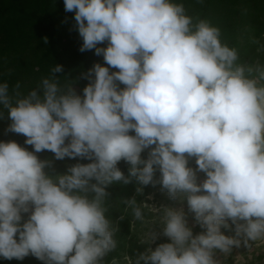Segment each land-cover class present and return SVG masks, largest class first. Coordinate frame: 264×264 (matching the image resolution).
<instances>
[{
  "label": "clouds",
  "instance_id": "1",
  "mask_svg": "<svg viewBox=\"0 0 264 264\" xmlns=\"http://www.w3.org/2000/svg\"><path fill=\"white\" fill-rule=\"evenodd\" d=\"M64 8L75 13L80 51L95 50L104 64L89 69L82 95L60 83L61 65L27 93L0 83L7 131L33 149L0 142V257L104 264L118 230L108 189L133 182L138 194L159 184L187 205V213L154 206L159 231H149L134 264H222L234 248L264 240V63L242 61L219 27L174 0H64ZM43 151L90 162L51 176ZM123 203L143 220L135 197ZM160 236L170 242L153 249Z\"/></svg>",
  "mask_w": 264,
  "mask_h": 264
},
{
  "label": "trees",
  "instance_id": "2",
  "mask_svg": "<svg viewBox=\"0 0 264 264\" xmlns=\"http://www.w3.org/2000/svg\"><path fill=\"white\" fill-rule=\"evenodd\" d=\"M258 1L174 0L184 5L187 15L207 19L219 27L221 40L227 44L230 36L223 34L225 21H239L243 14L254 9ZM74 15V12L65 11L64 0H0V83L7 82L10 90L19 83L20 90L27 93L37 88L43 78L49 77L52 67L61 65L63 71L57 73L60 83H71L77 94L82 95L83 88L90 82L84 78L85 75L95 63L103 65L104 61L102 56L95 55V50L80 51L82 38L76 28ZM246 19L250 22L254 17L249 16ZM99 46L106 47L107 42ZM236 49L244 61V48L238 45ZM0 111L4 112L3 118H0V142L15 141L32 151V146L25 144L26 138L23 135L7 131L10 123L7 110L0 106ZM37 156L41 160L51 161L53 166L47 167V171L63 169L67 172V169L76 163L90 162L80 158L55 160L54 154L48 151L37 153ZM118 167L127 175L121 162ZM119 186L120 184H114L109 187L111 196L106 202L107 215L118 229L127 226V218L121 217L117 208L121 191ZM26 219L27 214H24V220ZM0 264L44 262L29 255L23 260H7L0 257Z\"/></svg>",
  "mask_w": 264,
  "mask_h": 264
},
{
  "label": "rangeland",
  "instance_id": "3",
  "mask_svg": "<svg viewBox=\"0 0 264 264\" xmlns=\"http://www.w3.org/2000/svg\"><path fill=\"white\" fill-rule=\"evenodd\" d=\"M249 16L254 17L253 21H247ZM223 34L229 35L228 45L237 48L238 45L244 48V62L264 63V0H259L254 9L243 14L239 21L226 20ZM224 36V35H223ZM258 40V44L252 43V40ZM147 155V152L142 154ZM127 171L128 165L121 161ZM53 166V165H51ZM190 166L195 167V161L190 160ZM49 175L56 176L65 174L63 169L45 170ZM200 179L204 178L203 173H198ZM159 178V172L156 173ZM117 202L120 216L127 218V226H122L117 230L115 239L117 248L104 258V264H134L137 253L145 251L149 245L143 243L146 240L150 230L159 231L160 214L154 210L155 207L169 206L173 208H183L187 213L186 201L172 200L166 190H162L159 184L145 186L142 194L136 193L137 185L135 182L123 185ZM93 194L89 195L91 198ZM135 197L137 205L142 208L143 220H136L130 207L123 203L127 198ZM147 205V206H145ZM190 226L194 223L192 215L187 214ZM201 231L199 226L194 227V233ZM225 234H231L226 232ZM170 242L166 237L160 238L150 246L155 247L160 243ZM222 264H264V240L256 241L249 248H234L232 253L226 258L219 257Z\"/></svg>",
  "mask_w": 264,
  "mask_h": 264
}]
</instances>
